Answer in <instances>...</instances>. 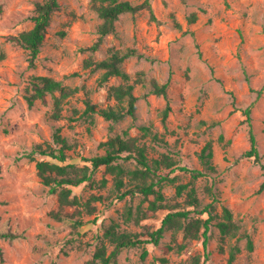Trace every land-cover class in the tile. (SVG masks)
I'll list each match as a JSON object with an SVG mask.
<instances>
[{
	"label": "rangeland",
	"instance_id": "374dc122",
	"mask_svg": "<svg viewBox=\"0 0 264 264\" xmlns=\"http://www.w3.org/2000/svg\"><path fill=\"white\" fill-rule=\"evenodd\" d=\"M94 1L60 0L42 51L32 64L29 51L10 37L34 26L35 0H0V231L22 234L14 240L0 237V264H85L113 221L121 228L147 233L158 229L168 212L150 211L149 200L141 194L118 198L112 193L113 173L101 166L94 173L95 181L74 186L73 194L82 202L93 194L110 197L93 201L97 211L85 212L82 225L72 218H54L51 211L58 208V196L42 182L37 160H56L32 152L39 145L58 147L54 138L58 128L72 145L68 163L92 166L88 158L104 154V142L117 135L137 136L149 159L169 155L177 165L170 172L174 179L165 181L162 191L172 203L184 201L176 186L191 179L190 172L177 166L205 170L207 175L196 181L203 203L214 202L219 214L224 205L231 208L254 244L249 249L247 237L223 241L216 219L208 232L207 249L203 236L185 239L179 233L175 239L173 230L167 229L158 244L124 249L117 264H264V190L259 191L264 170L254 157L245 156L251 148L252 128L264 160V0H148L157 19L147 7L125 12L116 21V31L96 49L103 19ZM192 13L198 16L195 21L190 20ZM127 48L143 54L127 58L122 65L131 82L139 72L145 79L135 87L136 116L114 122L98 113L87 115V97L100 106L113 104L109 87L123 80L113 76L101 81L104 70L87 67L86 60H101L115 49ZM35 75L52 76L77 88L61 119L52 117L51 94L29 105L26 96ZM152 79L170 80L168 99L150 92ZM168 103L171 111L164 120ZM248 107L251 125L245 114ZM208 142L213 143L215 171L206 170L199 157ZM118 163L137 165L134 159L122 158ZM104 177L108 182L102 188ZM129 206L133 215L127 219ZM140 210L148 211L149 217L137 221ZM169 246L173 248L167 250ZM144 250H148L145 257Z\"/></svg>",
	"mask_w": 264,
	"mask_h": 264
},
{
	"label": "trees",
	"instance_id": "16d2710c",
	"mask_svg": "<svg viewBox=\"0 0 264 264\" xmlns=\"http://www.w3.org/2000/svg\"><path fill=\"white\" fill-rule=\"evenodd\" d=\"M36 8L33 16L34 26L28 30H24L17 35H12L10 38L17 44L23 46L29 51L30 61L35 63L36 59L42 51L49 27L52 23L53 16L60 9V0H35ZM147 7L152 14L153 19H157L151 3L147 0L141 4H134L130 0H95L94 8L103 19L99 25V41L93 46L96 49L100 41L108 34L116 31V21L120 15L125 12L136 13L139 10ZM197 14L192 13L191 21L197 19ZM176 25L181 28V24L176 22ZM143 56L135 48H127L126 50L115 49L111 54L101 60L88 59L86 66L92 69H102L104 72L101 76V81H108L113 76H120L123 80L120 84L111 85L108 90L109 98L115 102L107 106H100L93 103L89 97L85 99L87 104L85 112L87 115L93 116L98 113L107 120L118 122L124 119L127 115L136 116L137 103L139 96L135 93L137 83L144 82L143 72L138 73V77L131 82L132 76L123 68L124 61L133 56ZM31 92L26 96L30 106H33L38 100L45 101L47 96L51 94L54 97V111L52 117L61 119L63 117L64 105L69 98L77 92V88L64 84L61 80H57L48 75H35L31 81ZM170 80L161 83L156 79L151 80L150 92L169 97ZM171 111V106L168 103L163 111V119L165 120ZM247 120L251 125V108L245 109ZM148 130V127L144 126ZM251 148L245 152L246 157H254L255 161L259 162L264 170L263 155L257 144V138L250 129ZM54 138L58 147L49 146L44 148L42 145L36 147L32 152H40L43 155L50 156L56 161L37 160L38 174L42 182L50 187L52 193H57L58 208L51 211V215L58 219L72 218L76 225L84 223L83 214H93L97 211V207L93 205V201H104L109 196L93 194L86 202H82L78 196L73 194V187L79 186L84 182L93 183L94 173L101 166H105L108 171L114 175V189L112 193L118 198L123 199L127 195L141 194L146 200H149L148 209L156 212L159 209H168V212L162 220V225L156 230H147V233L135 232L125 228L113 221L104 228L103 239L97 245L91 259L85 264H117L118 257L124 249L142 245L144 243L154 242L159 243L167 229H172L174 238L176 239L179 233L183 237L199 239L204 237V247L207 249L209 243L208 232L213 222L219 228L221 239L225 241L227 238H248L249 249L254 248L251 235L242 230V226L234 218V213L228 206H223L222 214L217 212V207L214 202L207 204L203 203L198 194L196 181L207 175L203 169L190 168L187 166H177L181 170L190 172L191 179L189 182L177 184V196H184V201H176L174 203L167 200L165 193L162 191V185L165 181L173 180L170 177V172L174 171L177 162L167 154L161 158L149 159L146 155V148L139 144L137 136L124 138L120 135L111 137L104 142L106 152L102 155L88 158L92 166L89 164L78 165L68 163V150L72 145L68 142L60 128L54 134ZM127 152L126 156L123 153ZM32 156V154H30ZM201 163L206 170L215 171L214 164V149L213 143L208 142L199 154ZM134 159L137 163L136 167H125L119 164L120 159ZM172 168L169 172L166 169ZM108 179L104 177L100 182V187L107 186ZM264 190V181L262 182L259 191ZM211 193L212 190L210 189ZM153 195L154 199H150ZM214 200L216 197L214 195ZM84 205V209L79 208ZM68 207H76L75 211L70 213ZM190 207V208H187ZM196 214V216H193ZM207 214L206 217L204 215ZM133 215L132 208H127L126 217L130 219ZM149 217L146 210H140L136 220L140 221ZM147 234L150 238H143ZM22 234L13 231H0V237L14 240L21 237ZM185 244H182V248ZM169 246L167 250L172 249ZM148 253L144 250L143 257ZM0 255L3 258V252L0 249ZM235 257V252L232 253V258ZM200 259L199 257L197 258Z\"/></svg>",
	"mask_w": 264,
	"mask_h": 264
}]
</instances>
